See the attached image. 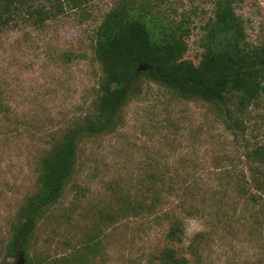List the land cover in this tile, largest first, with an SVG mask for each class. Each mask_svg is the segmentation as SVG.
<instances>
[{
    "label": "rangeland",
    "instance_id": "obj_1",
    "mask_svg": "<svg viewBox=\"0 0 264 264\" xmlns=\"http://www.w3.org/2000/svg\"><path fill=\"white\" fill-rule=\"evenodd\" d=\"M141 1L188 22L186 57L198 64L216 0ZM234 1L248 40L264 43V0ZM116 3L30 0L0 28V264L13 263L12 225L37 188L42 157L92 112L102 75L96 31ZM249 110L233 130L216 106L146 84L116 131L80 142L77 172L38 219L29 256L161 264L167 229L183 218L185 247L206 232L197 254L185 252L189 264H264V229L254 230L241 194L250 187L248 152L264 145V97ZM126 201L158 207L127 211Z\"/></svg>",
    "mask_w": 264,
    "mask_h": 264
},
{
    "label": "trees",
    "instance_id": "obj_2",
    "mask_svg": "<svg viewBox=\"0 0 264 264\" xmlns=\"http://www.w3.org/2000/svg\"><path fill=\"white\" fill-rule=\"evenodd\" d=\"M29 1L0 0V28L14 20L18 10ZM153 10L141 0H117L99 25L94 52L102 75L92 112L56 139L42 157L37 188L26 198L12 225L9 245L12 264H77L71 259L34 260L29 256V243L38 219L60 200L77 172L80 142L85 137L116 131L125 107L142 94L146 84L154 83L179 97L204 100L216 106L227 127L233 130L243 125L242 117L249 109L261 105L264 43L253 44L248 40L234 0L215 1L214 16L205 26L204 51L198 64L186 57L191 35L188 22L154 14ZM36 12L39 16L46 14L41 9ZM248 158L250 187L243 185L241 194L246 195L254 230L261 231L264 229V145L249 150ZM125 203L127 211L137 209L140 213H152L158 207L156 202ZM205 233H197L185 247L184 219L175 220L167 229L169 245L160 252L161 264H189L185 252L197 254Z\"/></svg>",
    "mask_w": 264,
    "mask_h": 264
}]
</instances>
